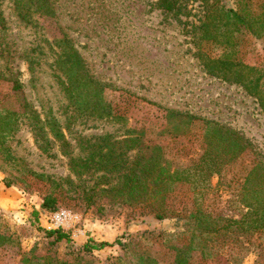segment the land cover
<instances>
[{
  "label": "rangeland",
  "instance_id": "rangeland-1",
  "mask_svg": "<svg viewBox=\"0 0 264 264\" xmlns=\"http://www.w3.org/2000/svg\"><path fill=\"white\" fill-rule=\"evenodd\" d=\"M157 1L26 0L23 19L14 0H0V264H185V256L156 237L172 232V221L129 203L121 188L127 167L141 155L148 160L158 145L169 153V167L190 163L185 154L173 155L182 146L198 147L194 135L202 122L174 138L170 111L235 130L250 143L245 160L264 163V113L257 101L241 85L206 73L195 56L226 52L264 69V34L256 38L223 19L216 39L201 38V24L212 27L222 6L257 14L264 0H176L177 11ZM68 53L102 86L108 116L83 110L64 89ZM139 133L149 148L114 142ZM181 190L193 195L188 186ZM46 196L74 216L70 227L58 228L68 240L45 235L43 229H53L41 209ZM88 239L112 244L87 252ZM186 264L212 263L193 252Z\"/></svg>",
  "mask_w": 264,
  "mask_h": 264
},
{
  "label": "trees",
  "instance_id": "trees-1",
  "mask_svg": "<svg viewBox=\"0 0 264 264\" xmlns=\"http://www.w3.org/2000/svg\"><path fill=\"white\" fill-rule=\"evenodd\" d=\"M14 1L20 16L26 19V0ZM156 6L166 11L178 10L176 0H158ZM217 17L220 20L216 22ZM211 18L212 27L207 21L200 26L203 28L201 38L205 40L216 39V25L223 19L225 21L222 24H231L235 30L241 27V30L256 38L264 34V11L254 14L222 6ZM72 54L63 56L66 71L70 73L64 89L74 98V103L82 105L83 110L108 116L109 112L101 106L102 86L89 81L78 57L73 61L69 60ZM195 56L206 73L241 85L257 101L264 113V69L247 64L226 52L212 57L198 50ZM111 116L126 120L123 114ZM168 117L169 132L174 138L187 135L190 125L195 124V120L201 121V132L194 135L198 147L193 152L186 151L184 146L178 148L173 156L180 158L185 154L186 157L189 156L190 163H178L173 167L166 165L165 159L169 153L159 145L151 148L148 160H142L143 155L140 159L136 158L122 175V191L129 193L126 195L127 201L149 210L158 220L172 221L173 231H159L156 237L162 239L169 249L185 256V264L193 252L199 254L203 263L264 264V163L255 159L247 162L244 156L249 149V141L225 125L196 115H182L171 111ZM114 142H125L128 149L139 146L149 148L140 133ZM104 156L107 161L112 153L108 151ZM117 156L118 154L113 155V158ZM112 165L116 169L118 161H112ZM213 178L217 179L215 183L211 182ZM183 186L191 188L193 195H183ZM215 202L220 206H216ZM41 209L46 213L56 210L55 199L44 197ZM32 214L36 219L35 211ZM43 231L48 237L54 236L55 241L69 238L67 233L59 229ZM4 239L5 237L0 236V244ZM181 239L183 243L179 244ZM169 242L171 243L168 244ZM111 244L95 243L88 239L82 249L89 252ZM250 256L253 260L246 261ZM32 264L53 263L36 259Z\"/></svg>",
  "mask_w": 264,
  "mask_h": 264
},
{
  "label": "built area",
  "instance_id": "built-area-1",
  "mask_svg": "<svg viewBox=\"0 0 264 264\" xmlns=\"http://www.w3.org/2000/svg\"><path fill=\"white\" fill-rule=\"evenodd\" d=\"M49 227L53 229L70 227L74 222V216L64 208H58L49 213Z\"/></svg>",
  "mask_w": 264,
  "mask_h": 264
}]
</instances>
